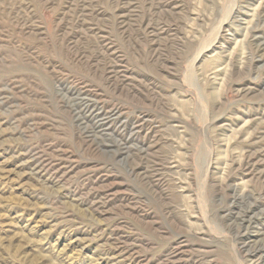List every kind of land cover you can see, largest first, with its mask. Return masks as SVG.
<instances>
[{
	"label": "rangeland",
	"instance_id": "374dc122",
	"mask_svg": "<svg viewBox=\"0 0 264 264\" xmlns=\"http://www.w3.org/2000/svg\"><path fill=\"white\" fill-rule=\"evenodd\" d=\"M0 264H264V0H0Z\"/></svg>",
	"mask_w": 264,
	"mask_h": 264
}]
</instances>
